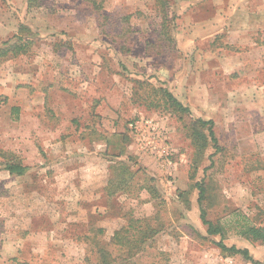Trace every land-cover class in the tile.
<instances>
[{
    "label": "rangeland",
    "instance_id": "obj_1",
    "mask_svg": "<svg viewBox=\"0 0 264 264\" xmlns=\"http://www.w3.org/2000/svg\"><path fill=\"white\" fill-rule=\"evenodd\" d=\"M182 1L35 0L31 7L29 0H0V44L24 25L35 35L26 54L0 61V95L6 97L0 149L31 168L9 176L0 156V245L11 229L30 239L28 264H100L99 245L118 256L112 237L131 217L163 226L142 254L143 264H225L232 256L249 261L223 251L219 240L249 249L254 263L264 264L255 259L264 244L246 234L251 226L264 228V53L252 59L243 54L246 48L214 39L212 52L240 66L229 79L236 82H227L223 72L208 73L207 96L196 93L221 101L217 111L204 106L212 118L171 111L160 87L182 91L181 79L190 73L169 72L168 65L206 58L179 44ZM108 98L112 110L103 102ZM143 115L165 129L170 155L157 157L140 146L129 124ZM198 117L214 120L219 153L212 154L208 139L198 153L188 129ZM104 138L107 149L100 145ZM91 172L107 181L106 190L86 201L91 195L80 193L77 200L72 181ZM196 183L205 187L202 205L222 235L203 236Z\"/></svg>",
    "mask_w": 264,
    "mask_h": 264
},
{
    "label": "crops",
    "instance_id": "obj_2",
    "mask_svg": "<svg viewBox=\"0 0 264 264\" xmlns=\"http://www.w3.org/2000/svg\"><path fill=\"white\" fill-rule=\"evenodd\" d=\"M181 3L183 7L180 11L182 21L179 35L182 39L181 41L179 40V44L182 43V49L193 53L195 57L196 55L200 57L205 55L206 58L201 62H189L188 64L184 62V64L176 66L169 64V72L179 70L182 73H190L181 79L182 83H184L182 87V91L185 92H183L184 95L178 88L174 91L176 88L175 82L172 83L174 86L173 91L183 103L191 108V111L199 112L200 116L212 118L213 115H210L211 110L209 107H205L207 108L205 109L204 106L209 104L215 105L214 108L217 111V108L221 107V101L218 98V100H213V98H210V100L208 98L199 99L196 92L198 89L203 90L204 93L202 91L201 95L207 96L208 83L210 78L213 77L208 73H215V71L223 72L224 79L227 76L225 80L233 83L236 81L229 79H234L232 75L234 69L240 68L239 65L229 63L225 54H218L217 50L214 54L212 52V41L220 38L227 44L235 46V49L241 50L246 48L247 52L245 51L243 54L251 56L252 59L257 56V52H260V54L264 53V0H183ZM237 53L240 55L242 52L237 51ZM196 76L199 77V80H197ZM102 92L105 93V91ZM102 92H96L95 95L100 97ZM65 95L67 94L65 93ZM32 96L38 100L40 98V95L36 94V92ZM103 102H105L106 108L112 110L108 104L110 103L109 98L103 100ZM100 145H105V149H107L109 140L104 138L103 144ZM5 171L8 172L7 170ZM69 172L67 171V174ZM28 173H31V168H29L26 174ZM7 174L9 176H16L11 175L9 172ZM91 174L93 175L91 178L81 179L82 182L72 181V188L75 190L73 192L79 193V195L77 194V200L83 196L80 193L85 192L91 195L90 198L88 196L84 197L86 201L98 198L97 195L106 190L107 181L104 182L102 179L96 178L94 172H91ZM81 214H86V211ZM88 225L91 226V223ZM6 233L1 239L3 241H1L0 245V253L2 255L0 264H28V259L31 256L29 257L27 254H29V251L33 247L31 240L24 239L12 229ZM261 253L255 254V259L263 263L264 251Z\"/></svg>",
    "mask_w": 264,
    "mask_h": 264
},
{
    "label": "trees",
    "instance_id": "obj_3",
    "mask_svg": "<svg viewBox=\"0 0 264 264\" xmlns=\"http://www.w3.org/2000/svg\"><path fill=\"white\" fill-rule=\"evenodd\" d=\"M95 2L96 0H92ZM166 4L167 0H163ZM35 0H29L30 6H34ZM96 7V4H94ZM98 8H100L97 5ZM131 15L123 17L125 21L130 18ZM168 14L164 17L163 33L168 36ZM27 32V33H25ZM35 35L31 32L29 26L21 27V34H17L11 39H8L0 44V61L8 60L11 58L18 57L26 54L30 47L34 44ZM163 92L164 100L166 105L170 107L171 111L176 112L180 115L187 114L192 116L191 108L183 103L177 96H175L166 87H160ZM6 97L0 95V103L5 102ZM188 129L189 135L192 137L193 142L198 148V153L202 155L203 149H205V143L207 139L212 142L215 152L212 154L219 153L222 147L219 143L215 131V123L213 119H204L198 117L193 119L189 124ZM207 134H206V132ZM212 154L210 156H212ZM0 156L2 159L3 168L7 170L11 175L22 176L29 171V166L25 165L22 160L13 151H2L0 149ZM199 190L198 203L200 205V218L202 224L206 227V235L204 237L212 235H222L223 227L216 224L207 217L206 208L202 205V201L205 199L206 189L200 184L196 183ZM163 229V226L152 223L149 217L145 218H134L131 217L129 223L123 225L118 229L113 237L112 243L119 247L120 253L118 256H114L112 251L106 245H99L98 253L100 257V264H143L142 254L147 248L152 247L154 244L155 236ZM200 233V230L196 229ZM246 234L249 239L253 242L264 244V228L251 226L247 228ZM215 244L223 251H229L231 253L241 254L244 259L251 260L254 263V259L249 253V249H239L235 246H227L223 240L215 241Z\"/></svg>",
    "mask_w": 264,
    "mask_h": 264
},
{
    "label": "built area",
    "instance_id": "obj_4",
    "mask_svg": "<svg viewBox=\"0 0 264 264\" xmlns=\"http://www.w3.org/2000/svg\"><path fill=\"white\" fill-rule=\"evenodd\" d=\"M129 129L139 139L140 146L152 152L157 157L168 156L172 148L167 142L165 129L161 127L153 117L139 116L132 120ZM170 161V160H169ZM170 164L171 161L169 162ZM225 264H255L251 261H243L237 257H228Z\"/></svg>",
    "mask_w": 264,
    "mask_h": 264
}]
</instances>
